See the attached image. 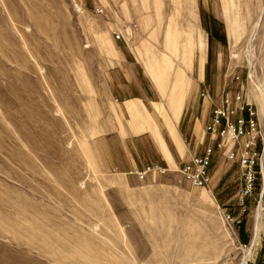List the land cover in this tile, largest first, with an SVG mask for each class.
<instances>
[{
	"label": "rangeland",
	"instance_id": "374dc122",
	"mask_svg": "<svg viewBox=\"0 0 264 264\" xmlns=\"http://www.w3.org/2000/svg\"><path fill=\"white\" fill-rule=\"evenodd\" d=\"M128 78L156 90L161 114L180 90L218 103L243 87L264 124V0H0V264L237 261L222 219L239 210L237 163L215 149L206 188L178 170L209 144L202 131L174 126L165 174L106 168L122 156L114 136L137 125Z\"/></svg>",
	"mask_w": 264,
	"mask_h": 264
},
{
	"label": "built area",
	"instance_id": "2783aa9c",
	"mask_svg": "<svg viewBox=\"0 0 264 264\" xmlns=\"http://www.w3.org/2000/svg\"><path fill=\"white\" fill-rule=\"evenodd\" d=\"M115 36L120 38L118 33ZM232 83L241 84L239 77H234ZM200 96L213 103L205 125L209 144L201 154L191 156L179 171L191 186L206 188L212 182L210 167L215 149L226 160L237 163L241 182L237 192L239 210L235 215L222 213L235 240L237 261L228 258L219 264H264V124L258 107L247 99L243 87L227 90L218 103L207 92H201ZM148 173L164 174L166 169L149 164L135 172L140 178ZM249 214L251 231L245 232L243 240L240 231Z\"/></svg>",
	"mask_w": 264,
	"mask_h": 264
},
{
	"label": "crops",
	"instance_id": "0c3cea01",
	"mask_svg": "<svg viewBox=\"0 0 264 264\" xmlns=\"http://www.w3.org/2000/svg\"><path fill=\"white\" fill-rule=\"evenodd\" d=\"M190 19L191 21L194 20L193 13H190ZM180 35L189 37V43L186 45V52L184 54L185 60L180 61L189 67L193 48V46H190L191 42L194 40V30L191 28L188 33ZM200 37L201 36L197 37V41L200 40ZM202 61L203 60H200V68L203 66ZM148 67L152 72H158L155 67L151 68L149 65ZM160 72H162V70H160ZM204 79L205 75L204 73H201L199 83H203ZM128 83L133 85V92L123 97L126 102L130 101L125 110L128 109L131 121H134L137 125L128 126V128L122 130L124 131V134L120 130V133L114 136L122 138L121 141L123 148L120 149V154L122 156L119 159H116V163H112L110 165L106 164V168L117 169L121 172L135 174L136 171L143 169L147 166L145 164L149 163L158 164L165 168L167 172L172 165H177L178 156L173 154L168 148L165 137H167L168 134L176 137L174 126L176 125L179 127L185 123L186 133L190 131L191 134H193L194 132L192 131V128L195 132L202 131L203 140L205 136V124L209 117L210 106L207 100L201 99L202 101H200L196 98V95H193L192 98H184L182 90H180L178 93L176 92V97H172L170 102L166 103L167 114H161L154 108V104H163L161 101L159 102L158 97L155 98L153 97V93H150V89L154 92L156 91L154 88H149L138 80H131L130 78H128ZM175 87L180 89L182 88L181 77L176 79ZM126 102H124V104H126ZM159 108L161 109V107ZM154 122L157 124L159 134L156 131ZM149 132L156 137L157 142H154V140L150 137ZM159 135L163 137V141L160 139ZM124 137H126V139ZM146 149H148L149 152L148 157L146 156ZM152 154L156 155L150 159ZM180 168L181 167L179 166L178 170H180Z\"/></svg>",
	"mask_w": 264,
	"mask_h": 264
},
{
	"label": "bare ground",
	"instance_id": "6f19581e",
	"mask_svg": "<svg viewBox=\"0 0 264 264\" xmlns=\"http://www.w3.org/2000/svg\"><path fill=\"white\" fill-rule=\"evenodd\" d=\"M231 34L235 35L236 32V27L234 25H232L231 29H230ZM9 200V199H8ZM5 201H7V199H5ZM11 202V201H10ZM8 203V202H7ZM7 205V204H6ZM11 205V204H10ZM13 206V205H12ZM10 207V206H9ZM10 214V213H9ZM30 229V228H29ZM30 231V230H29ZM33 241V240H32Z\"/></svg>",
	"mask_w": 264,
	"mask_h": 264
}]
</instances>
